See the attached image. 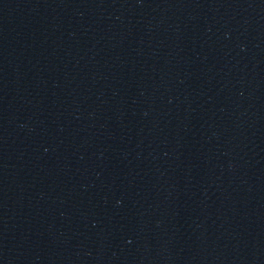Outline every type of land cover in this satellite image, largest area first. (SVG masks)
Here are the masks:
<instances>
[{
  "label": "water",
  "instance_id": "obj_1",
  "mask_svg": "<svg viewBox=\"0 0 264 264\" xmlns=\"http://www.w3.org/2000/svg\"><path fill=\"white\" fill-rule=\"evenodd\" d=\"M263 245L264 0H0V264Z\"/></svg>",
  "mask_w": 264,
  "mask_h": 264
}]
</instances>
